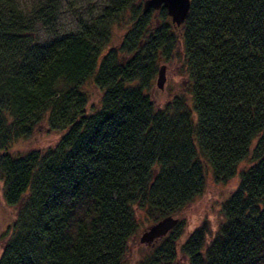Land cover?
I'll use <instances>...</instances> for the list:
<instances>
[{"label": "trees", "instance_id": "trees-1", "mask_svg": "<svg viewBox=\"0 0 264 264\" xmlns=\"http://www.w3.org/2000/svg\"><path fill=\"white\" fill-rule=\"evenodd\" d=\"M63 1L0 0V184L18 209L0 264H264V0H191L177 29L144 0H69L61 32ZM179 49L185 88L159 107L158 64ZM43 130L61 138L14 153ZM235 178L208 244L206 224L181 243V219L131 261L139 215L178 216Z\"/></svg>", "mask_w": 264, "mask_h": 264}, {"label": "rangeland", "instance_id": "rangeland-1", "mask_svg": "<svg viewBox=\"0 0 264 264\" xmlns=\"http://www.w3.org/2000/svg\"><path fill=\"white\" fill-rule=\"evenodd\" d=\"M23 6H31L38 0H18ZM76 1L74 8L79 9L80 6H86V0H70ZM63 1L62 2V12L58 17V25L57 27L61 32H68L73 30L76 27V17L73 16L71 9L68 5L70 2ZM92 1L91 5L101 4L102 1L105 0H90ZM86 3V4H85ZM169 17V16H168ZM171 20V19H170ZM121 31V30H120ZM124 32L117 29V33H114L113 44L120 45L121 38L120 36ZM47 33L45 30H39V39L40 41L45 40ZM124 59V58H123ZM160 64V65H159ZM158 64V72L162 66L165 67V84L163 89L158 88L157 86V75L154 79L153 86L150 90V97L156 103L157 106L162 107L165 105L175 94L181 93L185 88L184 75L185 72V63L180 54V49L177 54L174 56L170 62H164ZM89 91V99L90 104H94L97 102L98 93L94 90L92 85L87 87ZM61 138V134L55 131L43 130L41 133H37L32 140L29 142H18L15 144L13 150L14 153L24 152L30 149H46L50 146L55 145L58 140ZM29 143V144H28ZM252 164L251 157H248L244 160L240 166L239 170L247 169ZM237 187V179H233L229 181L227 184H216L211 179H208L206 189L202 196H200L193 204L189 207L185 208L179 216L176 218L185 220V235L181 240V243L185 240L186 236L191 233L194 228H198L199 226L206 224L208 226V232L206 234L205 242L208 244L219 226L223 222L222 215V204L228 198L229 194L233 192ZM17 207L8 206L3 197V191L0 184V254L2 252L3 245L6 239L2 238L4 234H7V231L10 227H12L16 216H17ZM140 216V222L143 224V229L146 230L150 225H148L147 220ZM10 231V229H9ZM143 231L139 234L138 238L131 244V256L132 260L138 258L140 252L146 250V246L139 243V239ZM175 264H186L185 258L182 254H179L177 257V261Z\"/></svg>", "mask_w": 264, "mask_h": 264}, {"label": "water", "instance_id": "water-1", "mask_svg": "<svg viewBox=\"0 0 264 264\" xmlns=\"http://www.w3.org/2000/svg\"><path fill=\"white\" fill-rule=\"evenodd\" d=\"M162 8L166 10L172 25L177 29L185 23L189 15L191 0H144L143 14ZM164 71L165 67L162 66L158 72L157 86L160 89H163L165 84ZM177 224V218L174 216H167L144 230L140 236L139 243L146 247H150L158 240L166 237Z\"/></svg>", "mask_w": 264, "mask_h": 264}, {"label": "bare ground", "instance_id": "bare-ground-1", "mask_svg": "<svg viewBox=\"0 0 264 264\" xmlns=\"http://www.w3.org/2000/svg\"><path fill=\"white\" fill-rule=\"evenodd\" d=\"M153 11H158V10H153ZM174 27V26H173ZM176 29V28H175ZM179 216V215H178ZM175 218L177 217V216H174ZM178 219V223H179V221L181 220V219H179V218H177Z\"/></svg>", "mask_w": 264, "mask_h": 264}]
</instances>
